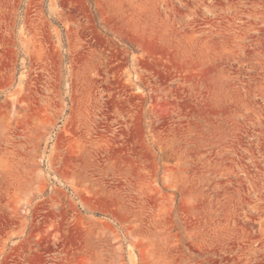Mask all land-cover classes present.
<instances>
[{
    "label": "rangeland",
    "instance_id": "1",
    "mask_svg": "<svg viewBox=\"0 0 264 264\" xmlns=\"http://www.w3.org/2000/svg\"><path fill=\"white\" fill-rule=\"evenodd\" d=\"M0 264H264V0H0Z\"/></svg>",
    "mask_w": 264,
    "mask_h": 264
}]
</instances>
